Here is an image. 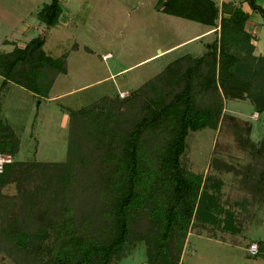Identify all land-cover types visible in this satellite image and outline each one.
Segmentation results:
<instances>
[{
	"label": "trees",
	"instance_id": "1",
	"mask_svg": "<svg viewBox=\"0 0 264 264\" xmlns=\"http://www.w3.org/2000/svg\"><path fill=\"white\" fill-rule=\"evenodd\" d=\"M246 2L264 14L255 0ZM158 3L167 14L209 26L213 38L202 54L175 57L126 96L68 108L63 161L16 160L19 139L0 122V152L12 158L0 172V254L14 264H118L140 242L143 264H179L192 228L238 232L251 217L249 205L264 206V137L251 141L250 121L224 111L226 100H248L264 134V56L254 54L248 11L233 0ZM60 13V0H50L37 16L53 27ZM43 44L38 35L0 52V90L12 82L49 96L67 63ZM222 126L253 158L241 168L212 158V168L235 176L241 198L227 207L222 178L186 161L190 132ZM253 242L263 255L264 241Z\"/></svg>",
	"mask_w": 264,
	"mask_h": 264
},
{
	"label": "rangeland",
	"instance_id": "2",
	"mask_svg": "<svg viewBox=\"0 0 264 264\" xmlns=\"http://www.w3.org/2000/svg\"><path fill=\"white\" fill-rule=\"evenodd\" d=\"M215 1L219 4L222 0ZM49 2L0 0V52L41 35L45 53L65 55L67 63V72L57 76L48 97L34 96L12 82L0 90V122L9 124L18 137L15 159L20 161H63L67 151L68 108L103 95L126 96L175 57L202 54L205 44L213 38L212 28L165 13L158 0H60L57 24L46 27L39 21L37 11ZM255 3L264 9V0ZM251 10L247 28L254 36V54L264 56V14ZM104 54L109 55L103 58ZM1 81L0 76V85ZM224 111L250 121L251 141L264 137L261 118H256L248 100H226ZM186 141V161L192 169L222 178L221 204L227 207L229 202L240 199L233 173L218 172L211 167V160L218 157L241 168L253 161L248 149L223 126L192 131ZM4 192L13 193V185L6 186ZM248 209L251 217L243 221L241 231H224L219 236L221 232L214 225L208 226V230L192 228L179 264H264V253L248 252L250 241H264V206L253 204ZM212 231L214 235H210ZM144 252L140 242L118 264H143ZM0 264L14 263L0 254Z\"/></svg>",
	"mask_w": 264,
	"mask_h": 264
},
{
	"label": "built area",
	"instance_id": "3",
	"mask_svg": "<svg viewBox=\"0 0 264 264\" xmlns=\"http://www.w3.org/2000/svg\"><path fill=\"white\" fill-rule=\"evenodd\" d=\"M108 55L109 54H104L103 55V58H106ZM11 160H12V158H11V156L9 154H4V153H1L0 152V172L2 171L4 164L7 163V162H10ZM248 249H249L248 252L250 254H253V255L256 254L257 253V250H258L257 244L254 243V242L251 243L249 245V248Z\"/></svg>",
	"mask_w": 264,
	"mask_h": 264
},
{
	"label": "crops",
	"instance_id": "4",
	"mask_svg": "<svg viewBox=\"0 0 264 264\" xmlns=\"http://www.w3.org/2000/svg\"><path fill=\"white\" fill-rule=\"evenodd\" d=\"M242 7L245 9V11H248V13H249L250 11H252L251 8L249 7V5L247 4V2L243 3V4H242ZM253 13H254V12H252V16H254V18H255V17H256V14L253 15ZM253 43H254V41H253Z\"/></svg>",
	"mask_w": 264,
	"mask_h": 264
}]
</instances>
